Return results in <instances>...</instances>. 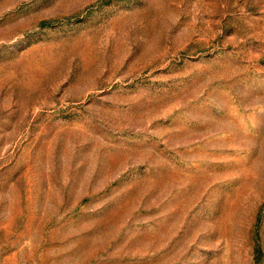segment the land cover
<instances>
[{
    "label": "rangeland",
    "instance_id": "obj_1",
    "mask_svg": "<svg viewBox=\"0 0 264 264\" xmlns=\"http://www.w3.org/2000/svg\"><path fill=\"white\" fill-rule=\"evenodd\" d=\"M0 264H264V0H0Z\"/></svg>",
    "mask_w": 264,
    "mask_h": 264
}]
</instances>
